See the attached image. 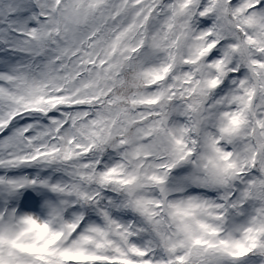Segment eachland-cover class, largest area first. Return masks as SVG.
Returning <instances> with one entry per match:
<instances>
[{
    "label": "snow or ice",
    "instance_id": "obj_1",
    "mask_svg": "<svg viewBox=\"0 0 264 264\" xmlns=\"http://www.w3.org/2000/svg\"><path fill=\"white\" fill-rule=\"evenodd\" d=\"M0 264H264V0H0Z\"/></svg>",
    "mask_w": 264,
    "mask_h": 264
}]
</instances>
